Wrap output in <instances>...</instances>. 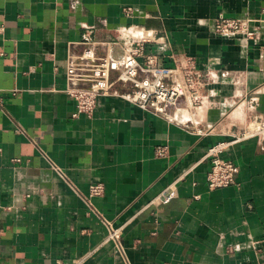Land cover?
<instances>
[{"label":"crops","instance_id":"0c3cea01","mask_svg":"<svg viewBox=\"0 0 264 264\" xmlns=\"http://www.w3.org/2000/svg\"><path fill=\"white\" fill-rule=\"evenodd\" d=\"M221 15L251 19L256 36L218 35ZM86 25L147 38L166 66L194 59L200 103L158 115L109 95L74 117L67 57ZM0 27V264H264V145L237 139L264 118V0H0ZM221 142L238 183L211 190Z\"/></svg>","mask_w":264,"mask_h":264},{"label":"built area","instance_id":"2783aa9c","mask_svg":"<svg viewBox=\"0 0 264 264\" xmlns=\"http://www.w3.org/2000/svg\"><path fill=\"white\" fill-rule=\"evenodd\" d=\"M124 10L132 12L133 8L125 7ZM96 30L94 25H86L79 42L81 52H70L67 57L66 92L76 101L74 117L82 114L93 115L99 97L109 95L126 97L139 107L158 115H166L171 107L183 99L189 100L191 105L200 103V92L207 84V76L204 70L198 68L194 59L188 58L182 63L166 66L156 53L147 51V38L104 41L96 38ZM215 32L227 37L242 33L248 38L256 36V28L252 26L251 19L225 15L216 19ZM128 43H133L134 47L128 48ZM116 46L121 47V53H115ZM98 49L103 50V53H99ZM181 117L178 114L175 119L180 121ZM198 132L203 133L202 130ZM245 137H258L264 145L263 117H254L237 135V139ZM226 147L227 143L221 142L209 150L211 169L207 179L211 190L238 183V165L222 156ZM161 152H164L163 149ZM54 166L58 168L55 164ZM104 191L103 183L90 185L88 202L90 203L89 198L101 196ZM175 195L176 190L171 189L162 201H170ZM94 211L100 214L96 208ZM102 220L108 228V239L113 240L118 249L124 252L120 241L121 229L105 217ZM80 262L81 259L74 264ZM53 264L69 263L56 260Z\"/></svg>","mask_w":264,"mask_h":264}]
</instances>
